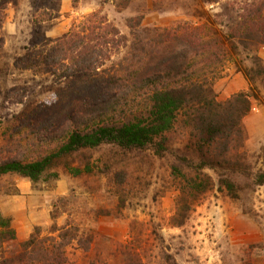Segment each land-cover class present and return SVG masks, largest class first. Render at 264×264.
<instances>
[{
    "label": "trees",
    "instance_id": "trees-1",
    "mask_svg": "<svg viewBox=\"0 0 264 264\" xmlns=\"http://www.w3.org/2000/svg\"><path fill=\"white\" fill-rule=\"evenodd\" d=\"M3 1L0 33L6 10ZM134 1L120 0L117 7L127 9ZM201 1L206 5L224 0ZM236 14L228 35L223 37L212 25L192 22L159 30L157 38L163 41L164 49L152 45L156 48L150 58L132 55L126 65L114 72L102 70L103 46L118 49L124 38H120L115 27L104 31L103 26L89 25L92 20L81 30L74 28L51 41L52 47L47 44L42 51L26 56L22 60L24 67L50 74L59 81L69 80L70 84L57 93L58 104L52 110L38 109L30 114L34 119L47 116L39 130L48 126L50 132L43 138L41 149L34 148V158H0V183L16 176L40 190L38 185L48 182L47 178L59 180L60 174L53 172L58 161L107 149L106 157L112 161L100 168L99 174L114 176L116 183L123 184L127 181L125 169L130 156L145 154L165 159L174 153L169 177L178 191L171 220L177 228L189 222L203 198L216 187L239 200L236 178H251L256 186H264V171L253 174L244 151L247 135L243 121L257 94L240 92L221 102L209 77L211 69L234 55L237 43L245 51L264 47V0H245ZM97 16L93 14L92 18ZM143 20L144 15L134 18L131 29L140 27ZM4 44L0 34V49ZM250 59L252 66L239 71L255 89L259 83L264 85V61L257 53ZM127 88L134 89L130 100L120 97ZM138 100L143 102L136 103ZM174 136L183 141L182 147L174 149ZM13 141L17 140L12 139L4 147L9 154ZM65 167L76 177L94 172L90 164L83 168L69 164ZM208 171L214 172L217 180ZM65 202V198H58L52 204L48 235L41 227H35L30 238L20 243L11 220L0 213V264H69L72 247L90 253L92 239L79 226L57 223L65 214L61 210ZM138 226L143 225L134 223L130 231ZM138 235L132 236L130 243L119 245L118 264H146L139 250L143 235L140 229ZM12 244L16 246L10 248Z\"/></svg>",
    "mask_w": 264,
    "mask_h": 264
},
{
    "label": "rangeland",
    "instance_id": "rangeland-1",
    "mask_svg": "<svg viewBox=\"0 0 264 264\" xmlns=\"http://www.w3.org/2000/svg\"><path fill=\"white\" fill-rule=\"evenodd\" d=\"M244 1L224 0L204 5L201 0H135L124 10L117 7L120 0L3 1L6 10L0 33L5 41L0 49V158L9 155L34 158V148L41 149L50 130L48 126L39 130L47 116L34 119L30 114L38 109L52 110L58 104L57 93L70 84L69 80L59 81L50 74L24 67L22 60L26 56L42 51L47 44L52 47L51 41L74 28L81 30L92 20L89 25L103 26L104 31L109 26L115 27L120 38H124L118 49L103 46L102 70L114 72L126 65L132 55L150 58L155 48L164 44L157 38L159 30L180 22L209 24L222 37L228 35ZM93 14L98 16L92 18ZM141 15H144L142 25L131 29V21ZM237 45L234 55L211 69L209 77L221 102L240 92L257 94L243 121L247 135L244 151L251 172L256 174L264 171V85L259 83L252 89L242 71L252 66L250 57L256 53L264 61V47L245 51ZM133 90L127 88L120 97L130 100L134 97ZM12 139L17 141L9 147L12 151L9 154L4 147ZM172 139L174 149L184 144L177 136ZM107 154L105 149L60 160L53 169L60 174L59 180L47 178L48 182L37 187L40 190L36 191L44 193L43 198L48 196L49 204L52 196L53 203L58 198L66 199L59 226L67 222L77 225L92 239L88 254L74 247L69 250V264H118L119 245L130 243L132 236L138 237L139 229L143 233L139 250L146 264H264V186H256L251 178H236L239 200L231 199L216 187L203 198L189 222L177 228L171 220L178 191L169 177L174 153L165 159L145 154L130 156L125 169L127 181L123 184L116 183L114 176L99 174V169L111 160ZM68 164L77 168L90 164L94 172L76 177L66 170ZM208 173L217 180L214 172ZM23 182L28 181L16 176L4 178L0 197L13 195ZM108 213L110 216L103 215ZM134 223L143 226L131 232ZM50 226L51 222L38 227L46 236Z\"/></svg>",
    "mask_w": 264,
    "mask_h": 264
},
{
    "label": "crops",
    "instance_id": "crops-1",
    "mask_svg": "<svg viewBox=\"0 0 264 264\" xmlns=\"http://www.w3.org/2000/svg\"><path fill=\"white\" fill-rule=\"evenodd\" d=\"M67 4L66 1L65 5L68 8ZM42 193L32 190L29 182H23L17 185V192L13 195L0 197V213L11 220L16 231L17 243L27 241L35 227L51 222L53 196L49 204L48 196L45 199Z\"/></svg>",
    "mask_w": 264,
    "mask_h": 264
}]
</instances>
